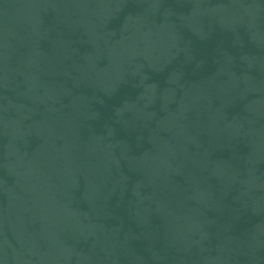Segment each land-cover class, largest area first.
I'll return each mask as SVG.
<instances>
[{
  "label": "water",
  "instance_id": "95a60500",
  "mask_svg": "<svg viewBox=\"0 0 264 264\" xmlns=\"http://www.w3.org/2000/svg\"><path fill=\"white\" fill-rule=\"evenodd\" d=\"M0 264H264V0H0Z\"/></svg>",
  "mask_w": 264,
  "mask_h": 264
}]
</instances>
